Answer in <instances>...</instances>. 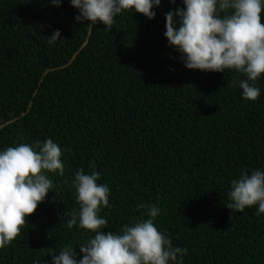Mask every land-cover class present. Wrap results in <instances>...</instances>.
Returning a JSON list of instances; mask_svg holds the SVG:
<instances>
[{
    "label": "trees",
    "instance_id": "obj_1",
    "mask_svg": "<svg viewBox=\"0 0 264 264\" xmlns=\"http://www.w3.org/2000/svg\"><path fill=\"white\" fill-rule=\"evenodd\" d=\"M177 6L161 0L151 20L126 10L109 32L76 22L69 0H0V149L50 138L64 163L0 264H50L65 246L79 258L92 233L66 224L80 169L109 187L102 230L119 233L155 205L154 224L185 249L183 264H264V213L227 208L230 181L264 168V75L252 101L235 70L185 68L163 35Z\"/></svg>",
    "mask_w": 264,
    "mask_h": 264
},
{
    "label": "clouds",
    "instance_id": "obj_2",
    "mask_svg": "<svg viewBox=\"0 0 264 264\" xmlns=\"http://www.w3.org/2000/svg\"><path fill=\"white\" fill-rule=\"evenodd\" d=\"M169 2L175 4V0ZM49 3L60 7L62 0ZM69 4L78 10L76 22L99 21L110 32L115 18L126 10L153 19L161 0H69ZM262 10L264 0H182V6L165 13L163 35L187 69H230L242 74L244 78L234 84L242 90V98L255 101L261 91L256 81L264 75ZM48 37L51 44L61 33L57 29ZM57 171L64 175L62 149L50 138L0 149V248L17 237L26 217L45 200L54 187L47 173ZM99 175L80 169L72 179L78 209L70 214L66 226L92 233L79 243L81 255L77 258V249L65 246L51 254L50 264H183L185 249L174 246L154 224L160 213L155 205L147 206V219L124 224L119 233L102 230L107 220L99 212L109 205V187L97 182ZM227 195L229 209L256 206L257 215L264 213V168L241 170L230 181Z\"/></svg>",
    "mask_w": 264,
    "mask_h": 264
}]
</instances>
